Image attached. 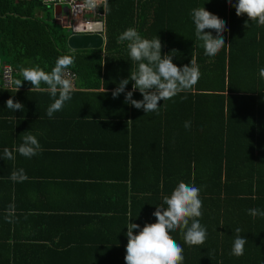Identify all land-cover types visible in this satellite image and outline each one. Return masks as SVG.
<instances>
[{
  "label": "trees",
  "instance_id": "16d2710c",
  "mask_svg": "<svg viewBox=\"0 0 264 264\" xmlns=\"http://www.w3.org/2000/svg\"><path fill=\"white\" fill-rule=\"evenodd\" d=\"M61 1L0 0V58H8L15 78L14 86L0 93L16 96L13 100L20 98V103L24 94H41L28 81L18 88L21 69L39 65L51 71L60 55L73 56L69 69L78 76L79 91L72 97L90 101L96 112L92 115L106 134L130 138L127 144L119 141L126 151L122 168L129 176L118 178L123 187L130 182V196L124 193L130 204L123 214H131L124 223L125 236L128 221L141 228L155 223L156 207H167L163 196L184 182L200 188L202 216L197 219L207 237L203 244L190 246L179 228L170 232L183 247L182 264H264V216L248 212L264 211V78L259 76L264 67V26L248 21L246 14L237 16L238 0L231 5L227 0H108L104 48L73 51L68 46L73 30L61 26L52 12L57 4L66 5L67 0ZM203 6L226 22V45L215 56L205 55L195 35L191 12ZM128 28L147 39L159 36L162 55L169 53L178 67L194 60L199 70L198 82L160 101L158 114L126 104L125 93L112 96L119 81L138 68L129 56L128 42L119 39ZM46 88L41 84L40 90ZM21 89L25 92H15ZM133 99H142L139 90ZM236 228L247 240L240 256L232 254Z\"/></svg>",
  "mask_w": 264,
  "mask_h": 264
},
{
  "label": "crops",
  "instance_id": "0c3cea01",
  "mask_svg": "<svg viewBox=\"0 0 264 264\" xmlns=\"http://www.w3.org/2000/svg\"><path fill=\"white\" fill-rule=\"evenodd\" d=\"M55 19L63 27L70 23L67 11ZM37 92L21 96L24 109L15 112L6 101L16 96L0 93V157L4 148L15 157L0 158V264H125L130 182L123 187L118 178L129 176L119 141L130 138L106 134L84 98L71 97L49 118L52 98ZM27 134L41 149L31 158L16 151ZM19 169L27 179H9Z\"/></svg>",
  "mask_w": 264,
  "mask_h": 264
},
{
  "label": "clouds",
  "instance_id": "9594fccd",
  "mask_svg": "<svg viewBox=\"0 0 264 264\" xmlns=\"http://www.w3.org/2000/svg\"><path fill=\"white\" fill-rule=\"evenodd\" d=\"M231 5L232 0H227ZM87 7L95 9L97 0H86ZM236 15H247L248 21H256L264 26V0H238L234 5ZM67 8V7H65ZM69 13V9L67 8ZM191 17L195 25L196 38L203 42L205 55L215 56L226 45L224 33L227 31L226 22L212 14L205 7L194 8ZM248 21L245 22L247 27ZM68 27V25H67ZM210 31H205V30ZM215 32L214 36L212 32ZM127 41L129 56L138 63L136 71L131 72L128 78L121 79L113 90V98L125 93L126 104H131L144 113L156 112L160 101L172 99L177 94L190 90L199 80V70L195 61L190 65L178 67L173 63V56L162 55V43L159 36L152 39L142 37L135 28L126 29L119 37ZM174 51V50H173ZM74 64L71 55H60L51 71H45L39 65L21 69L23 80H17L18 88L23 81H28L33 86L31 89L40 90L41 84L47 86L46 91L52 98V103L47 109L49 118L62 110L65 102L72 97L73 81L68 78L67 69ZM259 76L264 78V67L259 69ZM133 81L132 90L125 92L126 86ZM139 90L142 99H133L134 91ZM6 107L12 111H23L24 105L9 98ZM185 128H190V121L185 122ZM40 144L32 134L22 137V143L16 151L24 157L31 158L40 151ZM3 159H15L13 152L8 148L3 149ZM9 179L14 182H23L27 179L23 169L12 171ZM200 188L195 185L179 182L171 195L163 196V205L157 206L153 213L155 223H146L142 228L139 224L130 223L127 226V245L125 264H182L184 260L183 247L176 242L170 232L180 229L183 239L188 245L203 244L207 237V230L201 225L199 217L202 216V201L199 198ZM14 205L9 206V213ZM252 216H264V211L253 208L248 210ZM191 223L189 224V221ZM139 229L137 234L134 230ZM240 228L235 229L236 237L233 242L232 254L243 255L244 245L247 240L239 235Z\"/></svg>",
  "mask_w": 264,
  "mask_h": 264
},
{
  "label": "built area",
  "instance_id": "2783aa9c",
  "mask_svg": "<svg viewBox=\"0 0 264 264\" xmlns=\"http://www.w3.org/2000/svg\"><path fill=\"white\" fill-rule=\"evenodd\" d=\"M56 1V0H54ZM62 2L61 0H58ZM108 0H97V7H87L86 0L65 1L69 9L70 23L68 27L76 34H97L105 38L106 35V3ZM61 5V4H57ZM68 78L73 81L74 88L77 86V74L67 69ZM15 83L14 68L10 63H0V89L12 88Z\"/></svg>",
  "mask_w": 264,
  "mask_h": 264
},
{
  "label": "water",
  "instance_id": "95a60500",
  "mask_svg": "<svg viewBox=\"0 0 264 264\" xmlns=\"http://www.w3.org/2000/svg\"><path fill=\"white\" fill-rule=\"evenodd\" d=\"M57 11H60L61 14H63V12L67 11V8L62 6L56 7V16ZM65 27L67 28V26ZM104 43V37L97 34H76L71 35L68 38V46L73 51L101 49L104 47Z\"/></svg>",
  "mask_w": 264,
  "mask_h": 264
},
{
  "label": "rangeland",
  "instance_id": "374dc122",
  "mask_svg": "<svg viewBox=\"0 0 264 264\" xmlns=\"http://www.w3.org/2000/svg\"><path fill=\"white\" fill-rule=\"evenodd\" d=\"M64 7H67V6L64 5ZM52 12H56V8H53ZM7 60L8 58H6L5 56H1V63H8Z\"/></svg>",
  "mask_w": 264,
  "mask_h": 264
}]
</instances>
